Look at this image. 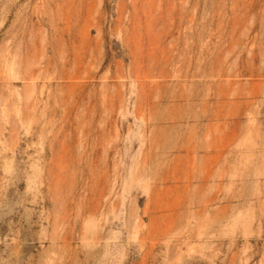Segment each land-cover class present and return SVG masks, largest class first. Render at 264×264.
Wrapping results in <instances>:
<instances>
[{"label":"rangeland","instance_id":"1","mask_svg":"<svg viewBox=\"0 0 264 264\" xmlns=\"http://www.w3.org/2000/svg\"><path fill=\"white\" fill-rule=\"evenodd\" d=\"M0 264H264V0H0Z\"/></svg>","mask_w":264,"mask_h":264}]
</instances>
